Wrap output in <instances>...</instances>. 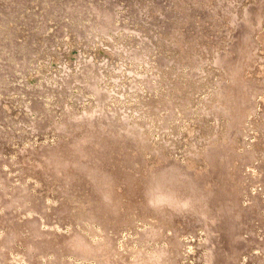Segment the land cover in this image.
<instances>
[{
    "label": "rangeland",
    "instance_id": "obj_1",
    "mask_svg": "<svg viewBox=\"0 0 264 264\" xmlns=\"http://www.w3.org/2000/svg\"><path fill=\"white\" fill-rule=\"evenodd\" d=\"M0 23V264H98L66 250L105 233L108 264H264V0H0Z\"/></svg>",
    "mask_w": 264,
    "mask_h": 264
},
{
    "label": "bare ground",
    "instance_id": "obj_2",
    "mask_svg": "<svg viewBox=\"0 0 264 264\" xmlns=\"http://www.w3.org/2000/svg\"><path fill=\"white\" fill-rule=\"evenodd\" d=\"M31 1V0H30ZM7 2V1H6ZM10 2V1H9ZM21 2V1H20ZM11 3H12V1H11ZM15 3V2H14ZM31 3V2H30ZM35 4V3H34ZM4 5V4H3ZM27 5V4H26ZM38 6V5H37ZM22 8V7H21ZM44 8V7H43ZM26 9V8H25ZM16 11V10H15ZM12 13V12H11ZM140 14V13H139ZM131 16V15H130ZM170 16V15H169ZM147 17V16H146ZM142 18V17H141ZM169 18V17H168ZM2 20H4V19H2ZM9 20V19H8ZM1 24V23H0ZM98 25V24H97ZM147 26V25H146ZM166 26V25H165ZM161 28H162V26H161ZM169 28V27H168ZM166 29V28H165ZM156 30V29H155ZM108 32V31H107ZM158 34V33H157ZM154 38V37H153ZM3 40H4V38H3ZM158 40V39H157ZM146 41H147V39H146ZM6 42H7V40H6ZM80 53V52H79ZM109 55V54H108ZM82 56V55H81ZM81 59V58H80ZM85 62V61H84ZM217 64H219V65H221V66H224V64H225V61H224V58H222V56L219 58V61L217 62ZM99 67V66H98ZM227 72V71H226ZM232 74V73H231ZM91 78V77H90ZM92 80V79H91ZM98 80V79H97ZM97 80H94V81H96L97 82ZM59 81V80H58ZM81 81V80H80ZM91 82V81H90ZM92 82H93V80H92ZM91 82V83H92ZM69 83V82H68ZM95 83V82H94ZM97 84V83H96ZM96 84L95 85H93V88H91V86L92 85H87V87H89V90H91V92L92 91H94V93L95 94H97L96 96H97V98H98V101L99 100H101L102 99V96L100 95L101 94V92L99 93V91H102V90H100L99 89V91H98V89L97 90H95V88H94V86H96ZM65 87V86H64ZM97 88V87H96ZM176 88V87H175ZM104 92V91H103ZM102 92V93H103ZM67 93V92H66ZM230 94H232L231 93V87H230V90H228L227 89V87H225L223 84H220L219 85V88H218V90H217V95H216V97H214V108L213 109H215L216 110V115L217 114H221V115H223V117H226V116H228V118H233V112L232 111H234L235 110V104L232 102L233 101V98L231 97V95ZM100 96V97H99ZM105 97V96H104ZM105 101V100H104ZM96 102V101H95ZM100 102V101H99ZM212 102V103H213ZM94 103V102H93ZM98 103V102H97ZM96 103V104H97ZM212 108H210V110H211ZM214 110V111H215ZM209 111V110H208ZM102 112V111H101ZM99 113V112H98ZM206 113H207V110H206ZM228 114V115H227ZM83 115V114H82ZM97 115V114H96ZM216 115H215V117H216ZM80 117V116H79ZM125 117V116H124ZM80 120H82V118L80 119ZM128 122V121H127ZM76 123V122H75ZM79 123V122H78ZM81 123H83V122H81ZM112 123V122H111ZM84 124V123H83ZM124 126V125H123ZM127 126V125H126ZM125 127V126H124ZM127 128V127H126ZM129 128V127H128ZM86 131V130H85ZM101 132V131H100ZM106 132V131H105ZM122 132H123V130H122ZM137 132V131H136ZM126 133V132H125ZM139 133H140V131H139ZM91 134V133H90ZM95 135V134H94ZM136 135H138V134H136ZM92 138V137H91ZM126 140V139H125ZM128 141V140H127ZM122 142V141H121ZM99 143V142H98ZM132 143V142H131ZM133 147V146H132ZM104 148V147H103ZM91 149V148H90ZM134 150V149H133ZM106 154V153H105ZM89 155V154H88ZM107 155H108V153H107ZM96 156V155H95ZM97 157V156H96ZM84 164H82V166H83ZM51 166V165H50ZM79 166V165H78ZM77 166V167H78ZM80 166H81V164H80ZM94 167V166H93ZM79 168V167H78ZM84 170V169H83ZM91 170V169H90ZM85 171V170H84ZM83 171V172H84ZM85 173V172H84ZM89 173H91V172H89ZM94 173V172H93ZM84 175V174H83ZM90 175V174H89ZM96 175H97V173H96ZM95 175V176H96ZM85 176H87L86 174H85ZM98 176V175H97ZM89 178V177H88ZM94 178H92V180H93ZM96 179V178H95ZM89 180H90V178H89ZM62 181V180H61ZM95 181V180H94ZM92 182V181H91ZM94 183V182H93ZM213 183V182H212ZM64 184V183H63ZM98 184V183H97ZM96 186V185H95ZM97 187V186H96ZM95 187V188H96ZM94 188V187H93ZM94 188V189H95ZM221 188V187H220ZM224 189V188H223ZM222 191V190H221ZM223 192V191H222ZM225 194V193H224ZM228 194V193H227ZM226 194V195H227ZM230 194V193H229ZM231 196V195H230ZM227 197V196H226ZM232 199V198H231ZM101 201V200H100ZM234 201V200H233ZM231 202V201H230ZM106 206V205H105ZM60 208V207H59ZM68 208H70V207H68ZM65 209V208H64ZM102 209V208H101ZM233 209V208H232ZM108 211V210H107ZM233 211V210H232ZM103 215V214H102ZM111 215V214H110ZM109 215V216H110ZM94 216V215H93ZM234 216V215H233ZM67 218V217H66ZM103 219L104 220V222H102V224H103V226H105L106 228L108 227V223L107 222H110L111 221V218H109V219H105V218H103V217H101V216H99V219ZM101 224V225H102ZM75 236H77L76 234H74ZM73 236V235H72ZM71 237V236H70ZM84 239V238H83ZM241 240H242V238H241ZM245 241V240H244ZM86 243H88V242H86ZM247 243H245V245H246ZM74 245H75V247H74ZM244 245V244H243ZM80 246H82L81 248H79ZM86 245L85 244H83L82 245V243L80 242L79 244H76V243H69V247H71V249H69V250H66V251H71V252H73L74 254H76L79 258H81V259H87V258H94V260L98 263V264H108V262H107V259L103 262V261H101V258L100 257H106L109 253H113L114 251H116V247L114 246V244H113V242L111 241V238L109 237V235L107 234L106 235V233H105V238H104V243H103V245H101L102 246V248H101V250H99L98 251V253L97 252H93V250L91 249V247H89L88 245L85 247ZM95 246V245H94ZM242 246V245H241ZM245 247V246H244ZM41 248V247H40ZM44 248V247H43ZM47 248V247H46ZM45 248V249H46ZM48 248H49V246H48ZM47 248V249H48ZM38 250H39V248H38ZM242 250V249H241ZM38 252V251H37ZM41 252V251H40ZM63 252V251H62ZM56 253V252H55ZM97 253V256H94L95 254ZM56 254H58L59 255V253H56ZM108 257V256H107ZM158 258H161L160 256L158 257ZM158 258H156V259H153L152 258V261L151 262H147V261H142V262H137L138 264H153V260H155V261H157L158 260ZM1 259V258H0ZM162 260H163V258H161ZM162 260H161V262H162ZM136 261V260H135ZM135 261H130L131 263H133V262H135ZM1 262V261H0ZM122 264H126V261H123L122 262Z\"/></svg>",
    "mask_w": 264,
    "mask_h": 264
}]
</instances>
